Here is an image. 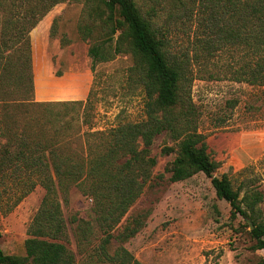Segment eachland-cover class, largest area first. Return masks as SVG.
<instances>
[{"label": "rangeland", "instance_id": "374dc122", "mask_svg": "<svg viewBox=\"0 0 264 264\" xmlns=\"http://www.w3.org/2000/svg\"><path fill=\"white\" fill-rule=\"evenodd\" d=\"M136 4L145 18L154 14L151 20L165 33L170 53L180 60L187 57L189 80L183 91L196 108L198 132L217 165L214 176H226L241 196L246 190L260 192L264 221V87L235 79L242 67L251 64V55L220 34L238 20L234 9L218 0H136ZM43 8L44 0H0V157L15 151L14 142L27 134L31 117L42 116L38 106L45 103L81 102L78 116L70 105L66 110L55 108L67 111L65 120L73 117L81 133L106 132L144 119L142 72L128 42L119 37L121 31L112 42L120 52L91 70L88 49L105 36L94 29L91 39L81 38L79 26L90 22L87 8L65 2L46 15ZM32 20L40 22L27 35ZM84 140L78 137L73 149L84 153ZM90 142L93 148L101 143L99 138ZM172 145L165 135L155 138L153 178L113 235L122 234L133 218H140L144 226L133 238L112 240L106 255L120 261L129 256L139 264H262L264 251L253 249L252 229L240 216L231 219L230 206L216 197L211 179L198 173L183 182L169 181L164 168L174 155L163 156L161 149ZM12 171L0 173V247L6 255L25 258L27 228L44 190L36 185L15 206L29 184L8 178ZM92 208L91 198L70 189L68 203L63 204L68 247L77 264H121L103 254V237ZM87 223L88 229L77 239L75 229L79 233Z\"/></svg>", "mask_w": 264, "mask_h": 264}, {"label": "trees", "instance_id": "16d2710c", "mask_svg": "<svg viewBox=\"0 0 264 264\" xmlns=\"http://www.w3.org/2000/svg\"><path fill=\"white\" fill-rule=\"evenodd\" d=\"M218 1L232 7L238 19L233 27L220 32L223 40L248 50L251 55V64L242 67L235 79L264 87V0ZM65 2L87 8L90 22L78 29L83 40L91 39L94 29L104 32L105 38L88 49L91 70L120 52L118 47L112 48V42L121 31L119 37L128 42L142 72L144 119L106 132L81 133L75 128L73 117L65 120L67 111L55 110L59 106L66 110L70 105L71 110L76 111L81 102L38 106L42 116L31 117L27 134L20 135L18 142H14L15 151L3 153V160L0 157V173L13 169L7 174L8 178L24 179L22 184H29L15 206L36 185L43 188L44 196L27 228L25 258L6 255L0 247V264H77L68 247V222L63 209L71 188L93 200L92 214L103 237L101 245L106 258L121 264H139L124 251L127 256L124 261L109 258L106 247L112 240L123 242L133 238L144 226L140 218H133L122 234L113 235L153 178L157 159L151 155V148L159 135L167 136L173 143L161 149L163 156L174 155L164 168L169 181L183 182L198 173L211 179L216 197L229 204L231 219L240 216L252 224L249 235L255 242L253 249L264 251V221L260 219L259 210L263 195L256 190H246L241 196L240 190H234L226 176H214L217 165L207 153L204 136L198 132L196 108L183 91V83L189 80L185 72L187 57L180 60L170 53L165 33L151 20L154 14L149 13L150 18H145L136 0H44L43 15ZM39 22L30 21L26 34ZM80 136L85 138L84 153L73 149ZM92 138H99V146L93 148ZM89 225L85 224L79 233L78 228L75 229L77 239Z\"/></svg>", "mask_w": 264, "mask_h": 264}, {"label": "crops", "instance_id": "0c3cea01", "mask_svg": "<svg viewBox=\"0 0 264 264\" xmlns=\"http://www.w3.org/2000/svg\"><path fill=\"white\" fill-rule=\"evenodd\" d=\"M34 33V32H33ZM32 33V34H33ZM32 34H31V36H32ZM36 38H37V35H36V37H35V40H36ZM67 87H69V86H67ZM69 91H71V89H70V87L69 88H67ZM74 99H80V98H74Z\"/></svg>", "mask_w": 264, "mask_h": 264}, {"label": "water", "instance_id": "95a60500", "mask_svg": "<svg viewBox=\"0 0 264 264\" xmlns=\"http://www.w3.org/2000/svg\"><path fill=\"white\" fill-rule=\"evenodd\" d=\"M247 223L249 224L250 228L252 229L253 228L252 224L248 220H247Z\"/></svg>", "mask_w": 264, "mask_h": 264}]
</instances>
